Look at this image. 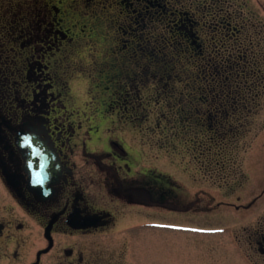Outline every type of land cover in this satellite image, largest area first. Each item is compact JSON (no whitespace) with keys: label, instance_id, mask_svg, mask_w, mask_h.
Masks as SVG:
<instances>
[{"label":"flooded vegetation","instance_id":"flooded-vegetation-1","mask_svg":"<svg viewBox=\"0 0 264 264\" xmlns=\"http://www.w3.org/2000/svg\"><path fill=\"white\" fill-rule=\"evenodd\" d=\"M52 1L0 0V264H264V198L232 205L241 216L219 214L231 219L226 225H194L177 212L214 210L222 201L145 173L118 141L89 149L100 126L95 114L71 107L66 80L83 29ZM157 1L108 4L116 3L118 21L135 3L142 14L161 9L176 16L171 25L189 44L198 39L181 31L183 21L196 23L183 18L190 12ZM239 31L231 28L229 48L207 38L206 58L215 51L222 63L247 58L254 74V36ZM263 57L260 86L248 88L255 98L264 93Z\"/></svg>","mask_w":264,"mask_h":264},{"label":"rangeland","instance_id":"rangeland-1","mask_svg":"<svg viewBox=\"0 0 264 264\" xmlns=\"http://www.w3.org/2000/svg\"><path fill=\"white\" fill-rule=\"evenodd\" d=\"M60 1L66 19L83 29L66 80L72 108H92V114L98 108L94 120L100 127L89 149H108L118 141L149 170L145 173L152 170L165 183L171 177L190 194L207 190L222 201L214 210L177 212L194 225H226L231 219L221 216L243 214L232 205L264 198V93L255 98L249 91L251 84L260 86L255 74L264 55V0H169L170 9L195 19L192 26L183 21L181 31L196 32L199 46L178 35L171 25L176 16L161 9L142 14L135 3L118 21L116 0L111 6V0ZM232 27L243 39L254 36V74L247 58L224 64L216 51L206 58L211 52L206 39H221L229 48ZM104 88L108 99L102 98ZM97 99L110 106L116 99L112 117Z\"/></svg>","mask_w":264,"mask_h":264},{"label":"bare ground","instance_id":"bare-ground-1","mask_svg":"<svg viewBox=\"0 0 264 264\" xmlns=\"http://www.w3.org/2000/svg\"><path fill=\"white\" fill-rule=\"evenodd\" d=\"M77 46V45H76ZM94 69H92V71H93ZM94 72V71H93ZM93 88H94V86H93ZM101 89V88H100ZM105 89V92H107V93H104V95H103V99H105V96H107V99H108V97H109V95H108V88H104ZM96 97H98V96H96ZM101 98V99H102ZM96 99V98H95ZM101 99H97L98 101H101L102 102V106H107L109 109V113H111V115H110V117H112V112H111V109H113V108H117L118 109V105H116V104H118V102L116 101V99H114V100H111V102L112 103H114V106H110V103H105L104 104V100L102 101ZM94 104H98L97 102L96 103H94ZM99 105V104H98ZM77 109V108H76ZM79 110L80 109H78V112H79ZM97 110H98V108L96 107V109L93 107V112L95 113V115H93L94 117H96L97 115L96 114H98V113H96L97 112ZM80 115L81 116H83V115H87V118L89 117V116H92V113L91 112H89L88 110H85V111H80ZM108 116V115H107ZM117 139V138H116Z\"/></svg>","mask_w":264,"mask_h":264},{"label":"trees","instance_id":"trees-1","mask_svg":"<svg viewBox=\"0 0 264 264\" xmlns=\"http://www.w3.org/2000/svg\"><path fill=\"white\" fill-rule=\"evenodd\" d=\"M158 2V1H157ZM189 15H186V16H184L183 18H186V17H188ZM183 32H185V33H188V31L187 30H184ZM188 35V34H187ZM191 41L193 40L192 38L190 39ZM197 45H199L198 44V42L197 41H195V45L194 46H197ZM226 61H223V63H225Z\"/></svg>","mask_w":264,"mask_h":264}]
</instances>
